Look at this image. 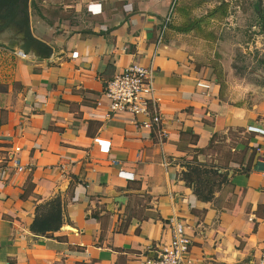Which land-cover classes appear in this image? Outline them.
Listing matches in <instances>:
<instances>
[{
    "label": "crops",
    "instance_id": "0c3cea01",
    "mask_svg": "<svg viewBox=\"0 0 264 264\" xmlns=\"http://www.w3.org/2000/svg\"><path fill=\"white\" fill-rule=\"evenodd\" d=\"M200 2L31 0V33L52 51L38 60L0 48V264H139L170 243L176 220L191 240L184 264L258 263L264 100L247 108L222 99L197 58L210 42L168 28L175 8L211 4ZM133 62L151 69L163 139L141 116L109 110L105 85ZM225 134L239 142L218 164L209 151ZM190 160L225 175L210 201L180 177ZM56 198L59 227L31 231Z\"/></svg>",
    "mask_w": 264,
    "mask_h": 264
},
{
    "label": "rangeland",
    "instance_id": "374dc122",
    "mask_svg": "<svg viewBox=\"0 0 264 264\" xmlns=\"http://www.w3.org/2000/svg\"><path fill=\"white\" fill-rule=\"evenodd\" d=\"M209 1V7L195 8L193 13L180 12L178 22H186L189 15L193 20H198L212 12L219 4H225L223 17L219 13L212 15L200 23V28V24L197 26L199 30L194 29L199 33V37L206 32L212 35L211 41H208L209 47L204 46L202 51L201 48L197 49L199 53L196 54L199 60H205L204 65L210 66L213 79L221 86V98L237 107L248 108L253 103L264 100V32L261 31L258 15L260 12L264 16V0ZM257 2L259 8L255 10L254 4ZM198 4H201L200 0ZM227 18L231 19L227 21ZM6 38L7 35H0V40L4 43ZM216 138V143L211 146L209 152L214 156L216 153L218 164H221L232 157L225 154L239 140L234 134ZM204 164L206 171L202 179L208 178L214 190L220 189L221 183L226 184L220 166L213 163ZM212 169L217 173L211 174Z\"/></svg>",
    "mask_w": 264,
    "mask_h": 264
},
{
    "label": "built area",
    "instance_id": "2783aa9c",
    "mask_svg": "<svg viewBox=\"0 0 264 264\" xmlns=\"http://www.w3.org/2000/svg\"><path fill=\"white\" fill-rule=\"evenodd\" d=\"M18 54L23 56L21 52ZM198 85L208 88L207 84L199 83ZM154 94L151 69L138 62L123 68L106 83L104 88V96L109 102L110 112H126L133 116H141L140 127L151 130L159 139H163L165 134L162 119L158 99ZM13 151L17 153L19 148L15 147ZM9 162L17 172L26 169L15 154H12ZM170 237L171 241L168 245L157 250L154 257L140 261L139 264H184L190 251L191 240L181 221H172ZM257 264H264V251Z\"/></svg>",
    "mask_w": 264,
    "mask_h": 264
},
{
    "label": "trees",
    "instance_id": "16d2710c",
    "mask_svg": "<svg viewBox=\"0 0 264 264\" xmlns=\"http://www.w3.org/2000/svg\"><path fill=\"white\" fill-rule=\"evenodd\" d=\"M258 5H259L258 2L255 3L256 9L259 8ZM224 6H225L224 3L219 4V6H217L212 12L206 14V16L198 20H193L192 17L189 15L187 17L186 22H183L182 24L178 22V15L180 14V12L187 13L189 12V10H187V8L184 7L175 8L174 11L175 13H177V16L175 14V17L173 18L174 22L168 28L172 29L174 32L183 33V34H189L191 32H194L195 30L197 31V29L199 30V28L202 26V24L200 23L204 21V19L211 17L212 15H216L218 13L221 14V16L222 15L224 16L225 13ZM258 15L260 17L261 30H264V26H263L264 17L260 12ZM199 24L200 26L199 28H197ZM196 31L195 34L199 35V33H197ZM211 36H212L211 33L206 32L201 37L207 41H211L210 39ZM201 37L199 38L201 39ZM215 137H216L215 135L212 136L209 144L210 146L212 145ZM183 166H184V170L181 171L180 173L181 179L185 181L186 185L192 188L193 193L197 196L199 200L204 202L210 201L213 197L212 193L214 191V188L210 184L208 178L202 179V175L206 171L205 170L206 165L203 163L196 162L195 160H190V161H185L183 163ZM216 173L217 171L212 169L211 174H216ZM60 222H61L60 200L56 198L43 206L41 214L38 217H36L33 223L31 224V231L39 234L50 232L56 230L59 227Z\"/></svg>",
    "mask_w": 264,
    "mask_h": 264
},
{
    "label": "flooded vegetation",
    "instance_id": "af4514ba",
    "mask_svg": "<svg viewBox=\"0 0 264 264\" xmlns=\"http://www.w3.org/2000/svg\"><path fill=\"white\" fill-rule=\"evenodd\" d=\"M30 5L31 0H0V35L8 36L5 43L2 40H0V43L11 47L18 44L20 41V31L25 27V13H29ZM28 25L30 27V23ZM261 31L264 32V30Z\"/></svg>",
    "mask_w": 264,
    "mask_h": 264
},
{
    "label": "water",
    "instance_id": "95a60500",
    "mask_svg": "<svg viewBox=\"0 0 264 264\" xmlns=\"http://www.w3.org/2000/svg\"><path fill=\"white\" fill-rule=\"evenodd\" d=\"M27 1V0H26ZM26 8L27 2H26ZM168 20H165V24L167 25ZM25 27L20 31V41L14 47L8 46L4 43H0V48H4L6 50L15 52L20 51L23 55H29L33 53L38 60H46L51 55V48L45 43L33 37L30 27H29V13H25Z\"/></svg>",
    "mask_w": 264,
    "mask_h": 264
}]
</instances>
